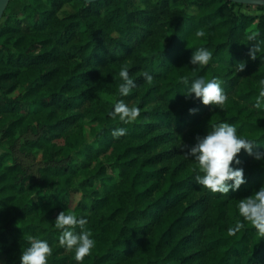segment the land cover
<instances>
[{
	"label": "trees",
	"instance_id": "1",
	"mask_svg": "<svg viewBox=\"0 0 264 264\" xmlns=\"http://www.w3.org/2000/svg\"><path fill=\"white\" fill-rule=\"evenodd\" d=\"M14 1L0 23L2 264H20L29 235L52 246L48 264H77L74 251L58 243L53 224L62 211L86 218L96 241L82 264H264V237L250 224L228 233L242 220L239 200L264 185V161L242 150L237 167L246 183L213 193L195 183V163L180 148L229 122L258 144L254 152H264V107H254L264 78V6L31 0L14 15ZM67 4L74 11L61 16ZM251 7L261 14L243 12ZM256 45L262 51L253 61ZM200 47L213 60L193 67ZM243 61L237 73L233 65ZM126 63L137 87L121 97L118 73ZM186 76L219 78L225 104L186 99ZM117 100L140 109L134 122L109 116ZM117 127L127 135L114 139ZM75 185L82 195L70 210Z\"/></svg>",
	"mask_w": 264,
	"mask_h": 264
},
{
	"label": "clouds",
	"instance_id": "2",
	"mask_svg": "<svg viewBox=\"0 0 264 264\" xmlns=\"http://www.w3.org/2000/svg\"><path fill=\"white\" fill-rule=\"evenodd\" d=\"M197 36H203L204 33L198 31ZM262 51L261 46L251 47L249 57L254 61L258 53ZM213 60V54L204 47L193 51L190 64L193 67L207 66ZM247 61L237 62L233 67L237 73L246 68ZM141 75L146 83L153 82V76L148 71H142ZM118 76L121 83L118 87V94L126 97L137 87L136 81L130 76L129 65L124 64ZM184 89L181 94L186 99L199 101L203 105H212L222 107L227 96L225 95L219 78L205 79L203 76L189 80L186 76L182 81ZM258 96L254 105L256 109L264 107V78L258 80ZM193 113L195 109L191 110ZM140 115V109L135 106H129L123 100H117L113 110L109 113L112 119L119 118L125 124L134 122ZM127 128L117 127L112 131V137L119 139L127 135ZM258 147L255 141L245 139L238 134L234 124L221 122L211 127L203 136H197L195 143L186 145L182 143L181 149L185 150L186 158H191L195 163L196 172L194 176L195 183L204 189L213 193L227 194L231 191H237L246 183L245 173L238 158L243 150L257 161H264V152L256 151ZM238 215L242 220H238L234 228H229V235H235L236 232L244 228L245 223L250 224L256 233L264 237V185L247 198L240 199L236 205ZM88 221L84 217L62 211L54 221V228L58 231L59 246L74 251V259L77 264H82L84 258L90 255L95 247L96 241L92 238V233L86 228ZM79 231H76V228ZM28 246L23 248L19 258L20 264H48V258L52 255V246L48 240L39 239L36 236H27ZM2 264V262H0Z\"/></svg>",
	"mask_w": 264,
	"mask_h": 264
},
{
	"label": "rangeland",
	"instance_id": "3",
	"mask_svg": "<svg viewBox=\"0 0 264 264\" xmlns=\"http://www.w3.org/2000/svg\"><path fill=\"white\" fill-rule=\"evenodd\" d=\"M31 0H15L14 4L12 6V8L9 10L10 13L17 15L18 13H20L24 6L26 4H28ZM74 11L72 4H67L64 6V8L62 9L60 15L64 16L65 14H69L72 13ZM243 12L249 15H253V16H258L261 14L260 11L255 10L254 7H251L250 9H243ZM256 29V25H254L251 30L254 31ZM86 135L88 137V142H90L91 140V135L89 133V128L87 125L86 128ZM0 154H1V150H0ZM37 160H40V158L38 157ZM97 186H99V184H97ZM100 187V186H99ZM101 189H103V187H100ZM81 192L79 191L78 187L75 185L72 191V198H71V203H70V210H74L76 205L78 204L79 200L81 199ZM1 262V261H0Z\"/></svg>",
	"mask_w": 264,
	"mask_h": 264
},
{
	"label": "water",
	"instance_id": "4",
	"mask_svg": "<svg viewBox=\"0 0 264 264\" xmlns=\"http://www.w3.org/2000/svg\"><path fill=\"white\" fill-rule=\"evenodd\" d=\"M11 0H0V23L4 16L5 11L7 10ZM86 3H92L99 0H82ZM235 3L250 5V6H264V0H230Z\"/></svg>",
	"mask_w": 264,
	"mask_h": 264
}]
</instances>
